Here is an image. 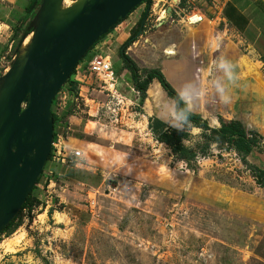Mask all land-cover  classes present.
Segmentation results:
<instances>
[{"label":"rangeland","instance_id":"obj_1","mask_svg":"<svg viewBox=\"0 0 264 264\" xmlns=\"http://www.w3.org/2000/svg\"><path fill=\"white\" fill-rule=\"evenodd\" d=\"M29 1L0 0V72L23 34ZM215 1L196 3L211 21L191 26L169 18L157 23L162 4L171 9L178 2L159 0L141 27V5L89 51L86 58L110 56L116 87L109 91L86 72L73 102L54 107L61 119L56 130L84 158L48 162L33 194L37 207L19 215L12 234L0 236V264H264V189L226 144L212 145L189 164L176 160L149 128L150 119L163 117L168 127L184 129L174 101L156 80L141 105L119 58L136 35L126 53L142 77L145 70H161L213 128L220 118L239 120L264 146V58L245 40L264 28V15L255 0ZM256 46L264 51V37ZM193 47L183 82L181 61ZM187 131L184 144L197 147L202 129ZM247 160L263 168L264 151Z\"/></svg>","mask_w":264,"mask_h":264},{"label":"water","instance_id":"obj_2","mask_svg":"<svg viewBox=\"0 0 264 264\" xmlns=\"http://www.w3.org/2000/svg\"><path fill=\"white\" fill-rule=\"evenodd\" d=\"M144 1L41 0L29 16L0 72V234L52 153L54 99L97 40Z\"/></svg>","mask_w":264,"mask_h":264},{"label":"trees","instance_id":"obj_3","mask_svg":"<svg viewBox=\"0 0 264 264\" xmlns=\"http://www.w3.org/2000/svg\"><path fill=\"white\" fill-rule=\"evenodd\" d=\"M41 0H34L30 3L28 9H27V16L24 19L27 21L29 19V16L38 8ZM151 0H145L141 5H143L146 2H150ZM140 5V6H141ZM139 6V7H140ZM139 7L134 9L131 14L137 10ZM130 14V15H131ZM129 15V16H130ZM146 15V12L143 13L141 22H139V26L142 27L143 20ZM128 16V17H129ZM127 17V18H128ZM119 20V22L109 31V33L105 36H102L97 40V42L89 49V51H92L104 38H106L112 31L120 25L125 20ZM137 37L136 35L131 36L124 45L120 48L119 58L122 60L124 64V69H127L132 77V81L134 83L135 89L140 93V103L144 104L145 99L147 97V91L150 87V85L153 83V81L157 80L162 88L166 91L167 95L174 101L175 105V115L180 120L182 126L184 129L180 128H170L167 126L165 122L158 118L150 119V125L149 128L151 129L152 133L155 136V140L159 143L165 144L171 151V155L179 161H184L186 163H191L193 161H196V159L200 155H205L207 152H209V149L212 145L215 144H226L231 146L230 148L234 149L238 156L240 157L241 161L244 165L247 166V168L250 170L256 184L258 187L264 189V167H259L256 165H252L248 162L247 158L248 156L254 152L255 150H261L264 151V146H262V142L260 139L262 137H259L255 131H251L246 129L244 124L239 120H230L227 121L223 118H220V127L219 128H212L207 120L203 118V116L200 113L193 112L189 109L188 103L182 98V96L178 93V91L173 87V85L167 80L163 72L159 69H152V70H145V74L142 77V72L137 66V64L129 57V55L126 53L127 48L131 46L134 42H136ZM192 49L189 48L187 51V55L185 57V60L181 61V63L184 65V72H182V81L187 82V75H188V69L190 67V59L192 56ZM89 51L86 53L84 58L80 61V63L77 65L73 73L71 74L68 82L65 84L70 87V91L72 95L74 96V89L75 86L78 85V82L75 81V74L77 71V68L86 60V59H92L91 57H87ZM200 73V70H198ZM72 85V86H71ZM64 86V87H65ZM62 88V90L64 89ZM57 105V97L53 101V115H54V126H55V134H54V140L57 138V134L59 130L57 126L59 125V122L61 119L58 117L56 112L54 111V107ZM190 128H199L202 129V141L201 143H198L197 147H190L186 146L184 144V140L189 137L190 133L187 131ZM183 140V143H182ZM52 153L50 154V157L46 163L48 164L49 161H51ZM45 165V166H46ZM46 168V167H45ZM44 175V170L39 177L37 184L33 188L32 192L28 196L25 204L21 208L18 215L15 217V219L8 224L5 229L0 234L3 235L5 233L12 234L13 231L11 230L14 226L17 218L19 215L24 211L28 210L30 213L37 207L38 200L36 197H34V190L37 188V186L40 183L41 177Z\"/></svg>","mask_w":264,"mask_h":264},{"label":"built area","instance_id":"obj_4","mask_svg":"<svg viewBox=\"0 0 264 264\" xmlns=\"http://www.w3.org/2000/svg\"><path fill=\"white\" fill-rule=\"evenodd\" d=\"M177 1L178 2L175 5L172 3L173 7H171V9L168 8V5L165 8L168 2L163 3L160 8L161 14L156 15L155 9L159 7L160 3L159 0H151L149 6V13L153 11V14L157 16L156 17L157 23L165 22V21L168 22V18L171 19V24H185L189 26L195 25L197 23H202L205 21H211V19L207 16V14L197 6L196 3L199 0H177ZM212 1L216 2L215 0ZM219 5L221 6L222 3L216 4L215 5L216 8L214 9H219L220 8ZM167 8L168 11L170 10V12L166 10ZM168 13L171 14L168 16ZM151 14L149 16H151ZM146 20L143 24V27H147ZM86 72H90L92 74H95L97 77H99L105 83V85L108 86L107 90L111 91L113 87H116V75L114 71V65L111 61L110 56H102V55L95 56L93 59H90V61H84L77 68L75 81L80 83L81 80L79 78L81 76L84 77ZM69 89L64 88L59 93L57 97V105H56L57 109H61L71 99L73 102L74 96L72 95L71 91H69ZM105 105H108V103L103 104V106ZM59 125H61V121L59 122ZM66 139L67 137L65 136L64 131L57 134V138L54 140V144L52 148L53 156L51 158V161L60 164H67L70 158L74 159L75 161L84 158V154L81 150L76 149L71 152V149L67 148Z\"/></svg>","mask_w":264,"mask_h":264},{"label":"crops","instance_id":"obj_5","mask_svg":"<svg viewBox=\"0 0 264 264\" xmlns=\"http://www.w3.org/2000/svg\"><path fill=\"white\" fill-rule=\"evenodd\" d=\"M32 1H34V0H30L29 1V4H28V6H27V8H26V10H25V12H23V14L21 15V17L23 18V19H25L26 18V16H27V9H28V7H29V5H30V3L32 2ZM230 0H224V2H229ZM255 2L257 3V4H259V7L261 8L260 10L262 11V13H260L261 15H264V3H263V1L261 0H255ZM146 6L145 5H142V11L144 12V10L147 8H145ZM146 11V10H145ZM220 14V13H219ZM218 14V15H219ZM20 17V18H21ZM20 18H17L18 20L20 19ZM217 19L219 18V17H216ZM220 19V18H219ZM225 19V18H224ZM223 20V19H222ZM226 20V19H225ZM224 21V20H223ZM210 22V21H209ZM121 24H123V22L121 23ZM120 27H121V25L120 26H118V28H116L112 33H110L109 34V36L110 35H112L115 31L116 32H118V30L120 29ZM243 35H245L246 36V34L248 33L247 32V29L246 28H244L243 29ZM121 36H123V35H120V37H118V39H116L117 41H119L120 39H121ZM252 37V36H251ZM264 37V28H263V25L262 26H260V27H258L257 29H256V35L254 36V37H252V39L250 40L248 37H246V41L249 43V46H251V48L253 47V49L254 50H256V51H258V54H259V56L260 57H262V58H264V51H260V50H258V49H256V45H257V42L261 39V38H263ZM264 60V59H263ZM121 66H123V69H124V64H123V62H122V65ZM124 70H126V72H128V77H130L131 76V74H130V72L127 70V69H124ZM130 79V78H129ZM156 81V80H155ZM154 81V83L155 84H157L156 82ZM81 82H82V80H81ZM80 82V83H81ZM235 84H238V85H241L242 84V82L241 81H238V82H236ZM237 85V86H238ZM183 98V97H182ZM185 100V99H184ZM145 103L146 102H144V105H145ZM142 105V104H141ZM198 112H200V111H198ZM159 118H161V120L163 121V122H166V120L163 118V117H159ZM177 118V117H176ZM178 119V118H177ZM179 120V119H178ZM179 122H180V120H179ZM209 122V121H208ZM210 124V126L212 127L213 125L211 124V123H209ZM217 127H214V128H219L221 125H220V120H219V122H218V124L216 125ZM219 126V127H218ZM213 128V127H212ZM53 162V161H52ZM62 165H65V164H62Z\"/></svg>","mask_w":264,"mask_h":264},{"label":"clouds","instance_id":"obj_6","mask_svg":"<svg viewBox=\"0 0 264 264\" xmlns=\"http://www.w3.org/2000/svg\"><path fill=\"white\" fill-rule=\"evenodd\" d=\"M221 67H224V65L222 64ZM75 75H76V74H75ZM230 78H231V77H230ZM78 84H80V83L78 82ZM61 90H62V89H61ZM221 91H222V89H221ZM60 92H61V91H60ZM57 97H58V96H57ZM227 99H228V97H226V96H222V97H221V100H222V101H225V102H226ZM182 143H183V140H182Z\"/></svg>","mask_w":264,"mask_h":264},{"label":"flooded vegetation","instance_id":"obj_7","mask_svg":"<svg viewBox=\"0 0 264 264\" xmlns=\"http://www.w3.org/2000/svg\"><path fill=\"white\" fill-rule=\"evenodd\" d=\"M148 3L150 4V2H148ZM143 5H146V4L144 3ZM146 7H147V5H146ZM145 10H146V9H145ZM135 11H136V10H135ZM144 12H145V11H144ZM144 12H143V13H144Z\"/></svg>","mask_w":264,"mask_h":264}]
</instances>
